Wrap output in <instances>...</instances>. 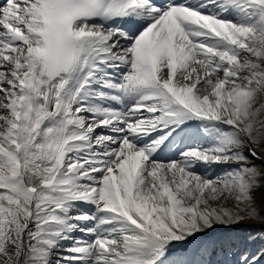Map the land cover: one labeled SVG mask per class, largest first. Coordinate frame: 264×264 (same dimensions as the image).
Here are the masks:
<instances>
[{
  "label": "snow or ice",
  "instance_id": "obj_1",
  "mask_svg": "<svg viewBox=\"0 0 264 264\" xmlns=\"http://www.w3.org/2000/svg\"><path fill=\"white\" fill-rule=\"evenodd\" d=\"M0 264H264V0H0Z\"/></svg>",
  "mask_w": 264,
  "mask_h": 264
}]
</instances>
